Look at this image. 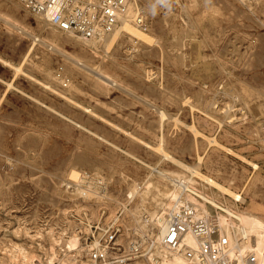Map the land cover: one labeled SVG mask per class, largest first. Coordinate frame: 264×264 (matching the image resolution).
<instances>
[{
  "label": "rangeland",
  "instance_id": "obj_1",
  "mask_svg": "<svg viewBox=\"0 0 264 264\" xmlns=\"http://www.w3.org/2000/svg\"><path fill=\"white\" fill-rule=\"evenodd\" d=\"M151 1H152V3H151ZM156 1H158V3ZM165 1H163V0H161V1H159V0H155V1L154 0H148V3H145L144 0H139L140 6L143 8V11L144 10L146 11V12L144 11V13L149 14V15H146L144 18V19H146L145 20V27L147 26V28L152 30V35H154L155 37L158 36V38H161V42H162L161 44H162L163 48L165 47L164 48V51L166 53L165 58L163 60H161L160 56L155 52L154 49L151 50L152 48H149L148 45L140 43L141 45L139 44V46L141 49V53H140L139 57L137 58V60L135 62H130L128 64L124 63V65L125 64H126V66L128 65L127 69H123L124 71H122V69H121L118 77L120 78V80H122V82L125 85L129 86L131 89L136 91V93L147 96L149 99H151L153 102H155L158 106L162 107L165 111H167L172 117L176 116L175 118H177V119L179 118L178 120L184 124H187V125L195 124L197 127L198 126L201 127L200 129L203 131V133L205 134V132H207L206 134L208 136H211L213 134V136L217 139V141L219 143H221L224 147L218 148L216 146H211L208 142L206 144V141L202 140L199 137L197 139V142H198L200 152L202 153L203 150L206 149L208 155L211 154L212 158L217 160L218 168L220 171V172L218 171L217 174L219 173L218 177L220 180L224 179L223 181H228V179H230L231 181L229 183L232 182L230 188L233 189L234 191H237V192L242 190V191H240V193L243 192L241 195L243 196V198H245L247 200V203L250 204L251 202H253L255 204V206H257L260 209V212L264 213V209H263L264 208V198H263L264 197V192H263L264 191V183H263L264 182V148H262V147H264V143L261 144V142L257 141L258 138L261 136H262L261 137L262 139L264 138V132H263L264 131L263 130L264 129V127H263L264 126V110L262 109V108H264V100H263L264 99L263 98L264 97V93H263V91H264V25H263V23H264V19H263L264 18V7H263L264 6V0H260V1H258V0H246L244 2H241L240 0H238V1L228 0V2H224L227 0H219V1L218 0H214V1L213 0H179V1H177V0H173V1L172 0H165ZM215 1H217V2H215ZM179 2L181 4H185L186 2H189V4L192 5L193 9L191 8L190 14H191L192 20L194 21L195 25L198 27L199 30L198 29L196 31L191 30L192 24H190V22H188V20H186L187 19L186 16L184 18V15H182L181 10H180L181 4H179ZM249 2H250V5H252V6L249 5ZM208 3L212 4L211 7H214V8H212L214 10L211 9L212 13L211 12L207 13L206 16L203 18L202 13H203L204 7L209 5ZM245 3H246V5H245ZM251 3H253V4H251ZM146 4H148V5H146ZM226 4L229 6L231 4V6L233 8L231 6L228 7ZM160 5H161V7H160ZM223 5H225V6H223ZM241 5H244L245 7L241 6ZM248 5H249V9H248ZM215 8H216V10H215ZM226 8H227V11L225 12ZM195 9H196V11H195ZM235 9H236V11H235ZM250 9H252L253 12ZM175 10H177V11H175ZM147 11H149V12H147ZM165 12L166 13L168 12V13L166 14ZM177 12H179V14ZM230 12H231V14H230ZM0 13L7 14V15L15 18L16 20L21 22L26 28L34 31V34L42 35L44 33L45 29L42 30V27L44 26L43 25L44 22L42 20L37 19L36 17H33L32 15H30L22 6L20 0H0ZM215 13H216V15H215ZM155 14H157V15H155ZM233 14L235 15V17H233ZM245 14H248V15L245 16ZM165 15L166 16L169 15V17L166 18ZM174 15L177 17L176 18L173 17ZM194 16L196 17V19ZM219 16L222 17L223 20H221V18ZM231 16H232V18H231ZM217 17H218V19H217ZM224 17H225V19H227V20L229 19V20L228 21L225 20ZM247 17L249 18V21H248ZM178 18H179V20H178ZM236 18H238V19H236ZM150 19H151V21H150ZM219 19L221 20V22L219 21ZM197 20H199V21H197ZM232 20L233 21L235 20V21L232 22ZM242 20H244V21H242ZM175 21H177V22L175 23ZM226 21H227V23H226ZM209 22H210V24H208ZM215 22H216V24H215ZM224 22H225V24H224ZM149 23L150 24L152 23L151 27H150ZM211 23H212V25H211ZM240 23H242V24H240ZM254 23H256V25ZM228 24H232L235 27L233 26L234 27L233 28L231 25H228ZM169 25H171V26H169ZM249 25H250V27H249ZM173 26L175 29H173ZM211 26H213V27H211ZM1 27H2V29H0V57L3 59L7 58L6 59L7 61L18 65L23 60L24 55L27 53V51L31 45L32 39H29L30 37L26 34H20L19 32L8 28V26L6 27V24L2 21H0V28ZM48 27L49 26L46 25L45 28L48 29ZM227 27H229V28H227ZM205 28H207V29H205ZM180 32L181 33L183 32V33L180 34ZM219 32L221 34L222 33L223 34L221 35ZM187 33H188V35H187ZM193 33L196 35H194ZM207 33L210 34V36H207L208 35ZM205 34H206V36H205ZM22 35H23V37H22ZM177 35H179V36H177ZM189 36H191L192 38ZM221 37H223V38H221ZM210 38L214 41V43ZM237 38H239L240 40ZM172 40H174V41H172ZM179 40L181 43L179 42ZM205 40H207V41L209 40V42H207V41L205 42ZM244 41H245V43H244ZM170 42L174 43V44H171ZM185 43L187 46L185 45ZM192 43H193V45H192ZM205 43H206V46H204ZM179 45L181 46V49L183 51L181 49H178V48H180ZM249 45H251V46H249ZM202 46H204V47H202ZM40 47H41L40 45H36L35 46L36 49H34L31 52V54L29 55V62L30 63L28 62L29 64L26 63L23 66V68L26 72L36 76L37 78H39L43 81H47L52 86L53 89H56V91L64 92L69 97H71L73 100L81 103L82 105H84L86 107H89L90 109L94 110L95 112L104 116L105 118L113 120L114 122L120 124L121 126H123L124 128H126L130 131H133V132L135 131L134 133L145 137L147 140L149 139V141H152L153 143H154V141L155 142L157 141V136L160 135V131H159V127L157 125V115L154 112H152L150 109L144 107L141 103L136 101L131 96L128 97V95L123 94L121 92H118L116 89H113L106 94V91L104 92L100 89H96L93 86L91 81L83 79L82 77H79L76 79L72 78L73 84L78 89L73 90V91H68L69 89L67 87V82L65 83L66 84L65 85V84L57 82V81H55L49 77H46L47 76V75H45L46 73H44L41 70H37L32 66L31 61H33L35 63L42 62L44 64V67L47 66L46 70L50 74H55L56 71H58L60 69V67L63 66V59L60 56H57L54 53H50L51 51H48L47 49H45L43 47L40 48ZM67 47L69 50H72V45H69ZM176 47H178V48H176ZM183 47H185V48H183ZM186 47H187V49H186ZM236 48H237V50H236ZM169 50L171 51L172 54L168 53V52H170ZM178 51H179V53H178ZM184 52L186 55H184ZM244 53H245V55H243ZM150 54H152V55L150 56ZM179 54H181V56H179ZM236 54H239V55H236ZM187 56H188V58H187ZM176 57L178 59H176ZM202 57H203V59H201ZM207 57H209V58H207ZM227 57H229V58H227ZM213 58H215V59H213ZM182 59H183V61H182ZM238 59H239V61H238ZM213 60H214V62H213ZM119 61H121V59H119ZM175 61H178L181 66L178 65L177 62H176V64H177L176 65ZM185 61H186V63H184ZM220 61H221V63H220ZM121 62H123V61H121ZM236 62H238V63H236ZM204 63L205 64L207 63V64L205 65ZM227 64H228V67H227ZM168 65H170V66H168ZM140 66H142L141 68H143L144 70L141 69ZM163 66H165V67H163ZM195 66H196V68H195ZM230 66H231V68H230ZM146 68H148V69H146ZM185 68H186V70H185ZM187 68H189V69H187ZM219 68L221 69V71L219 70ZM179 69L183 73L180 72ZM197 69H198V72H197ZM205 69L207 72L205 71ZM10 70H12L13 73ZM136 70L138 72H136ZM146 71L150 72V78L145 76L144 72H146ZM155 71L157 72V74ZM164 72H166V73H164ZM184 72H186V73H184ZM213 72H215V73H213ZM193 73H195V74H193ZM20 74H21V76H20ZM211 75H212V77H211ZM12 76H14V77H12ZM177 78H178V80H177ZM194 78H196V79L194 80ZM49 79H51V80H49ZM180 79H182V81ZM202 79L204 80L205 83L202 81ZM236 79H238V80H236ZM154 80L156 83L154 82ZM185 80H187V82ZM9 82H12L11 87H8ZM242 83L244 85H242ZM206 84L209 86H207ZM58 85H60V86H58ZM158 86L163 88V91L166 92L165 95H163V93L161 94ZM244 87H245V89H242ZM205 88H207V89L209 88V89L207 90ZM228 88L229 89L233 88V89L228 90ZM13 89H15V90H13ZM225 90H227V91H225ZM244 90H246V91H244ZM250 91H251V93H250ZM78 93H79V95H77ZM201 93H204V94H201ZM236 93H237V95H236ZM245 93L247 96L244 95ZM54 94L55 93L52 90L45 89V88L43 90L42 86L38 85L37 83H34V81L28 79L22 73H18V75L15 76L14 70L8 66H5L0 61V168H1L0 169V188H1L0 189V196H1L0 197V224H1L0 225V264H13V263L14 264H51V263L52 264H86L87 263V257H88L86 243L89 244L90 241L92 240V234L99 231V229L98 230L97 229L95 230L94 228L91 229L90 226L92 224L96 226V224L98 223V221L100 219V215H101V212L103 209H107L110 214H113L117 210L121 209L120 205H118L119 203H115V202L119 201V202L124 203V201H125L121 191L119 192L121 194L115 193V196H113L112 201L107 200V202H106V200L105 201L100 200V198H98L96 195L90 196L89 197L90 199L89 198H87V199L83 198L80 195L79 196L75 195L73 192H71L73 187H70V183L68 184V186L67 185L65 186V184L68 183L67 182L68 180H66V178L63 177L62 175L69 166L76 165L78 168H80L79 171L82 170L81 171V172H83L82 174L87 175L88 179L86 180L87 183L85 182L86 186L82 185V184L81 185L84 188L87 187L88 189L91 190L92 187L95 186L94 184L96 183L94 180H96V179L98 180L96 175H94L97 168H100L101 170H103L102 173L106 177L108 170H109V167L111 165L116 167L119 164H121L122 162H125L126 160H129V159H126L125 155L123 156L122 153L119 152L117 149L112 148L111 146H109L107 144L105 145V143H103L100 139L93 136L92 134H90L86 130H84V129L82 130V128L80 129V127L78 125H75V122L82 125V126L85 125L84 127H86L88 130L95 132L100 136L107 137L108 139H110L111 141H113L115 143L123 142V140H124V139H122V136L119 133H116L115 131H112V130L106 128L104 126V124L101 121H99L98 119L88 115L87 113H84L81 110H78V108L76 106H74L73 104H70L68 101H66V100L60 98L59 96H57L56 94L55 95ZM103 94H105V95L103 96ZM241 94L243 96H241ZM195 95L196 96L198 95V96L196 97ZM182 96L183 97L187 96L189 98L192 97L191 100H193L196 103V105L200 109H202V111H204L206 113L211 112L212 114H210V113L209 114L211 116H214L213 118H215V119L217 118L219 121L223 120L226 117L224 112L228 111L229 107H231L232 109L228 113V116L231 119H227V121H225L228 124L227 125L228 127L227 128L225 127L224 129H221L222 131H217L216 133L214 132L216 130V124L211 123V125H207L206 128H204L205 126L200 125L201 121L197 120V119H199V115L197 112H192L191 109L189 108V106H187V105H181L182 103L179 104V102H181V100H182L180 97H182ZM237 96L243 97L246 100L248 99L247 100L248 105L250 108L252 107L250 109L251 112L250 111L246 112L245 118H247V119H245L243 122H242L243 118L241 117L242 115L240 112V109L243 108V106L240 105V103H242V100L238 99ZM257 96H259V97H257ZM171 97H173V98H171ZM177 97H178V99H176ZM209 97H211L212 99H210ZM227 97H228V99H227ZM256 98H257V100H256ZM173 99H175V100H173ZM166 100H167V102H166ZM239 100H240V102H238ZM137 102H138V104H137ZM161 102H163V103H161ZM213 102L216 103V105H214ZM211 103H213V104H211ZM260 103L262 105H260ZM118 104H120V105H118ZM135 104H136V106H134ZM205 104H206V106H205ZM126 107H128V108H126ZM259 107H261V108H259ZM108 108H111V109H108ZM2 109H3V111H2ZM121 109H123V110H121ZM147 109H148V111H147ZM252 109H253V112H252ZM108 110L112 111V112H109ZM113 110H114V112H113ZM130 111H132V112H130ZM256 111L257 112L259 111V112L257 113ZM172 113H173V115H172ZM117 114L120 116H118ZM153 114H155V115H153ZM62 115L66 116L67 118H69L73 122L71 123L69 120L65 119ZM256 115H257V117H256ZM233 116H235V117H233ZM66 120H67V122H66ZM141 120H143V121H141ZM248 120H249V122H248ZM252 120H254L255 123H254V121L251 122ZM139 124L142 126L144 131H142L138 128ZM231 124H232V126H231ZM238 124H239V127L237 126ZM241 124H243V125H241ZM246 125H247L248 129H245ZM257 125L259 127H261V126L263 127V128H261V132L259 133V136L252 134V132L253 133L255 132V129H256L255 127H258ZM166 126L164 129V134L166 137L167 146H169L167 148L170 150V152L175 153L179 158H182L186 163L194 164V162H196V155H195V151H194V149H195L194 146L196 144L195 137L192 135V133L190 131H188L189 129H187L183 124L177 123L175 120L170 121V123H168ZM241 126H243V127H241ZM16 127H17V129H16ZM74 127H75V129H74ZM183 127H184V129H183ZM213 127H214V129H213ZM234 127H235V129H233ZM56 128H57V130H56ZM35 130H37V131H35ZM53 130L54 131L56 130L55 131L56 133H54ZM66 130H68V131H66ZM239 130H243V132L239 131ZM32 131H33V133H32ZM69 131H71V132H69ZM36 132H37V134H36ZM225 133H227V134H225ZM236 133H238V134H236ZM222 134L226 135V136H223ZM234 134L238 135V136H235ZM248 134H250L251 136H249ZM51 136H53V137H51ZM152 136L155 139L152 138ZM46 137L49 140V142L46 139ZM251 137H253V138H251ZM50 139H52V141ZM81 141H83V142H81ZM43 142H45V144L46 143L47 144L45 145V144H43ZM90 143H92V144H90ZM256 143H257V146H255ZM48 145H49V147H48ZM124 146L126 148H137L138 152L141 153L142 155H145V156L147 155L148 157L150 156L148 159L147 158L145 159V161L147 163L154 165L157 161V157H155V155H153L152 153L147 154L146 149H144L143 147L142 148L138 147L137 145L130 143L129 141H125ZM252 146L254 147L253 149L251 148ZM209 147H210V149H209ZM95 148H97V149H95ZM105 148H107V149H105ZM226 148L231 149L235 153L229 154V152L226 151ZM184 149H186V150L183 151ZM218 149H220V150H218ZM84 150H86V151H84ZM212 150H215L216 152L214 151L212 153ZM23 151H25V152H23ZM28 152L30 155L28 154ZM87 154H89V155H87ZM223 155H224V157L226 156L227 158H224ZM238 156H240V157H238ZM84 157L87 159H85ZM11 159H12V161H11ZM30 159H32V160H30ZM129 161L131 162L132 160H129ZM247 161H253V163H256L259 166V169L254 170L251 166H249V163ZM31 162L32 163L34 162V163L32 164ZM73 162H75V163H73ZM10 163H11V165H10ZM84 163L86 165H84ZM33 165L36 167H34ZM88 165H90V166H88ZM136 165L139 166L141 172L147 171V169H145L139 163H136ZM101 166L103 167V169L101 168ZM242 172H243V174L241 175ZM105 173H106V175H105ZM255 174H257V175H255ZM229 175H231V176L229 177ZM257 180H259V181H257ZM1 181H2V183H1ZM88 181H90V182H88ZM88 183H90V184H88ZM62 184L64 186H62ZM255 184H257V185H255ZM123 185L124 184H122V186ZM245 186H246V188L244 189ZM61 187H62V189H61ZM250 192L253 193L254 195L251 194ZM67 193H69V194H67ZM60 196L64 199H62ZM69 197L73 198V200L71 198H70L71 199L70 200ZM95 198L97 201L95 200ZM87 202H88V204H87ZM256 202H258V203H256ZM79 204H80V206H79ZM115 204H116V206H115ZM88 205H90V206H88ZM259 205H262V206L259 207ZM95 206H97V207H95ZM90 207H91V209H90ZM243 207H246V205H243ZM86 212H87V218L84 217V213H86ZM123 219L125 220V215H124ZM124 224H125V221H123V225ZM128 227L130 228V230L134 228V226H131V225ZM131 227H133V228H131ZM129 237H131V233L128 229V233L125 234V238H124L125 243L129 242V239H130ZM53 240L56 243L53 242ZM79 249L81 250V253L80 252L78 253L77 250H79ZM55 252H56V254H55ZM32 253L34 254V258H33ZM25 256H26V258H25ZM28 256H29V258H28ZM15 258H16V260H15ZM80 259H81V261H80ZM136 262H134L132 264H135Z\"/></svg>",
  "mask_w": 264,
  "mask_h": 264
},
{
  "label": "bare ground",
  "instance_id": "obj_2",
  "mask_svg": "<svg viewBox=\"0 0 264 264\" xmlns=\"http://www.w3.org/2000/svg\"><path fill=\"white\" fill-rule=\"evenodd\" d=\"M155 1V0H154ZM161 1V0H159ZM165 1V0H163ZM173 1V0H172ZM179 1V0H177ZM214 1V0H213ZM212 1V2H213ZM219 1V0H218ZM233 1V0H232ZM238 1V0H236ZM241 2H244L246 0H240ZM260 1V0H258ZM145 3H148V0H144ZM158 3V1H156ZM166 2V1H165ZM164 2V3H165ZM175 2V1H174ZM182 2V1H181ZM217 2V1H215ZM224 2H228L224 1ZM230 2V1H229ZM262 2V1H261ZM152 3V1H151ZM214 3V2H213ZM232 3V2H231ZM179 4H181L179 2ZM209 4V3H208ZM215 4V3H214ZM238 4V3H237ZM248 4V3H247ZM253 4V3H251ZM258 4V3H257ZM142 5V4H141ZM148 5V4H146ZM155 5V4H154ZM158 5V4H157ZM167 5V4H166ZM218 5V4H217ZM222 5V4H221ZM227 5V4H226ZM246 5V3H245ZM250 5V2H249ZM248 5V9H249ZM164 6V5H163ZM212 4L207 5L204 7L202 17L204 18L207 13L211 12ZM220 6V5H219ZM218 6V7H219ZM225 6V5H223ZM228 7L230 6L227 5ZM239 6V5H238ZM244 6V5H241ZM240 6V7H241ZM252 6V5H250ZM161 7V5H160ZM232 7V6H231ZM245 7V6H244ZM264 7V6H263ZM22 8V7H21ZM20 8V9H21ZM155 8V7H154ZM179 8V7H178ZM192 8V5L189 4V2H186L185 4H181L180 10L182 15L187 17L186 20L192 24V29L196 31L198 27L195 25L194 21L192 20L190 10ZM198 8V7H197ZM233 8V7H232ZM175 9V8H174ZM193 9V8H192ZM212 9V10H211ZM220 9V8H219ZM222 9V8H221ZM256 9V8H255ZM147 10V9H146ZM160 10V9H159ZM198 10V9H197ZM216 10V8H215ZM247 10V9H246ZM252 11V9H250ZM142 13V17L145 18L146 15L143 11V8L140 6L139 0H130L128 2L127 8L125 9L124 13L120 17V21L114 26L111 32L109 33H101L97 36H94L90 39H83L74 35H70L68 33L61 32L51 26L47 23V21L42 20L44 22V26L42 27V30H44V33L42 35L34 34V31L26 28L21 22L16 20L15 18L0 13V21L4 22L6 24V27L19 32L20 34H26L32 39L31 45L27 51V53L24 55L23 60L20 62V64L16 65L13 64L6 59H3L0 57V61L5 65L10 67L14 70L15 76L18 75V73H22L24 76H26L28 79L34 81V83H37L38 85L43 87L45 89L52 90L57 96L60 98L68 101L70 104H73L78 108V110L83 111L84 113H87L88 115L98 119L101 121L104 126L112 131H115L116 133H119L122 136L123 142L115 143L108 139L107 137L100 136L95 132H92L88 130L86 127L78 124L75 122V125H78L80 129L86 130L93 136L100 139L105 145H109L112 148L117 149L119 152L122 153V155L126 157V159L132 160L131 162L129 160H126L125 162H122L118 166H110L108 173L106 177L102 173L103 170L100 168H97L95 171L96 177L98 180L103 183L106 187V193L104 195H97L96 193L92 192L90 189L84 188L83 182L80 178L81 174L83 172L79 171L80 168H78L76 165L69 166L65 172L63 173V177L68 180L65 184V186L69 184V181L73 182V188L71 192H73L75 195H80L83 198H89L90 196H97L100 198V200H103L107 202V200L112 201L113 196H115V193L122 192V195L125 199L124 203L122 202H115L119 203L121 210L124 212L125 215V229L128 233V229L130 228L128 226H140L141 229L144 231H150V236L153 242V246L150 249L148 255L139 261H135V264H215L211 259L210 256L207 254H204V250L202 247V244H204L205 241L211 240L212 245L215 250H217L220 255H222L224 259V264H264V213L260 212V209L255 206L253 202L250 204L247 203V200L243 198L240 193L237 191H234L230 188L231 183H229L231 180L228 179V181L220 180L218 177L217 172L219 171L218 168V162L216 159L212 158V155H208L206 149L203 150V152H200L197 139L200 137L202 140L206 141L211 146L216 147H224L221 143L217 141V139L213 136H208L205 132L200 129L201 127H197L195 124H184L181 121H179L177 118L172 117L167 111H165L162 107L158 106L155 102H153L151 99H149L147 96L141 95L139 93H136L133 89H131L129 86L125 85L122 80H120L119 73L122 69H127L126 64L124 63H130L135 62L137 58L139 57L141 53V49L139 44H145L148 45L149 48H152L151 50H155V52L160 56V59L163 60L165 58V51L162 46L161 38H158V36L152 35V30L147 28V26L141 27L137 24L136 15L138 12ZM166 11V10H165ZM170 11V10H169ZM177 11V10H175ZM196 11V9H195ZM201 11V10H200ZM218 11V10H217ZM216 11V12H217ZM227 11V8L225 12ZM236 11V9H235ZM255 11V10H254ZM146 12V11H145ZM149 12V11H147ZM180 12V11H179ZM179 12H177L179 14ZM193 12V11H192ZM215 12V11H214ZM221 12V11H220ZM223 12V11H222ZM224 12V13H225ZM249 12V11H248ZM253 12V11H252ZM26 13V12H25ZM166 13V12H165ZM168 13V12H167ZM166 13V14H167ZM171 13V12H170ZM169 13V14H170ZM212 13V12H211ZM219 13V12H218ZM217 13V14H218ZM229 13V12H228ZM235 13V12H234ZM246 13V12H245ZM173 14V13H172ZM231 14V12H230ZM229 14V15H230ZM236 14V13H235ZM154 15V14H153ZM157 15V14H155ZM162 15V14H161ZM216 15V13H215ZM239 15V14H238ZM248 14H245L247 16ZM255 15V14H254ZM26 16V15H25ZM172 16V15H171ZM179 16V15H178ZM200 16V15H199ZM221 16V15H220ZM219 16V17H220ZM225 16V15H224ZM244 16V17H245ZM257 16V15H256ZM150 17V16H149ZM166 18L169 17L165 15ZM164 17V18H165ZM177 17V16H173ZM195 17V16H194ZM230 17V16H229ZM228 17V18H229ZM233 17L235 15L233 14ZM241 17V16H240ZM156 18V17H155ZM183 18V19H184ZM221 20L222 17H220ZM232 18V16H231ZM242 18V17H241ZM248 18V17H247ZM39 19V18H37ZM172 19V18H171ZM174 19V18H173ZM196 19V17H195ZM200 19V18H199ZM218 19V17H217ZM225 19V17H224ZM234 19V18H233ZM238 19V18H236ZM235 19V20H236ZM264 19V18H263ZM146 20V19H144ZM154 20V19H153ZM162 20V19H161ZM179 20V18H178ZM182 20V19H181ZM204 20V19H203ZM202 20V21H203ZM211 20V19H210ZM219 19V21L221 22ZM227 20V19H225ZM229 20V19H228ZM227 20V21H228ZM234 20V21H235ZM251 20V19H250ZM151 21V19H150ZM169 21V20H168ZM199 21V20H197ZM226 21V23H227ZM232 20V22H234ZM244 21V20H242ZM249 21V18H248ZM177 21H175L176 23ZM185 22V21H184ZM207 22V21H206ZM212 22V21H211ZM223 22V21H222ZM238 22V21H237ZM251 22V21H250ZM39 23V22H38ZM165 23V22H164ZM174 23V22H173ZM236 23V22H235ZM244 23V22H243ZM248 23V22H247ZM150 24V23H149ZM152 24V23H151ZM150 24V27H151ZM210 24V22L208 23ZM216 24V22H215ZM222 24V23H221ZM225 24V22H224ZM233 24V23H232ZM231 25L232 27L234 25ZM242 24V23H240ZM256 25V23H254ZM40 25V24H39ZM46 25H48V29L45 28ZM147 25V24H146ZM172 25V24H171ZM169 25V26H171ZM174 25V24H173ZM180 25V24H179ZM198 25V24H197ZM212 25V23H211ZM227 25V26H228ZM253 25V24H252ZM264 25V23H263ZM5 26V25H4ZM210 26V25H209ZM179 27V26H178ZM190 27V26H189ZM208 27V26H207ZM213 27V26H211ZM221 27V26H220ZM235 27V26H234ZM233 27V28H234ZM237 27V26H236ZM250 27V25H249ZM41 28V27H40ZM39 28V29H40ZM185 28V27H184ZM216 28V27H215ZM219 28V27H218ZM229 28V27H227ZM261 28V27H260ZM2 29V27L0 28ZM171 29V28H170ZM173 29L174 26H173ZM172 29V30H173ZM201 29V28H200ZM207 29V28H205ZM221 29V28H220ZM186 30V29H185ZM199 30V29H198ZM203 30V29H202ZM201 30V31H202ZM210 30V29H209ZM208 30V31H209ZM216 30V29H215ZM219 30V29H218ZM217 30V31H218ZM222 30V29H221ZM176 31V30H175ZM214 31V30H213ZM220 31V30H219ZM223 31V30H222ZM221 31V32H222ZM16 32V33H17ZM169 32V31H168ZM178 32V31H177ZM176 32V33H177ZM190 32V31H189ZM200 32V31H199ZM205 32V31H204ZM210 32V31H209ZM225 32V31H224ZM183 33V32H182ZM180 32V34H182ZM191 33V32H190ZM217 33V32H216ZM220 33V32H219ZM227 33V32H226ZM171 34V33H170ZM185 34V33H184ZM194 34V33H193ZM198 34V33H197ZM208 34V33H207ZM221 34V33H220ZM219 34V35H220ZM223 34V33H222ZM221 34V35H222ZM188 35V33H187ZM196 35V34H194ZM254 35V34H253ZM179 36V35H177ZM181 36V35H180ZM199 36V35H198ZM206 36V34H205ZM204 36V37H205ZM207 36H210L208 34ZM245 36V35H244ZM23 37V35H22ZM25 37V36H24ZM172 37V36H171ZM176 37V36H175ZM174 37V38H175ZM191 37V36H189ZM194 37V36H193ZM212 37V36H211ZM248 37V36H247ZM166 38V37H165ZM192 38V37H191ZM208 38V37H207ZM215 38V37H214ZM223 38V37H221ZM236 38V37H235ZM251 38V37H250ZM182 39V38H181ZM180 39V40H181ZM186 39V38H185ZM196 39V38H195ZM199 39V38H198ZM203 39V38H202ZM211 39V38H210ZM218 39V38H217ZM216 39V40H217ZM239 39V38H237ZM253 39V38H252ZM168 40V39H167ZM178 40V39H177ZM179 40V42H180ZM201 40V39H200ZM212 40V39H211ZM240 40V39H239ZM248 40V39H247ZM255 40V39H254ZM166 41V40H165ZM174 41V40H172ZM184 41V40H183ZM190 41V40H189ZM207 40H205L206 42ZM213 41V40H212ZM211 41V42H212ZM232 41V40H231ZM234 41V40H233ZM249 41V40H248ZM209 42V40L207 41ZM219 42V41H218ZM166 43V42H165ZM171 43V42H170ZM181 43V42H180ZM201 43V42H200ZM214 43V41H213ZM245 43V41H244ZM258 43V42H257ZM256 43V44H257ZM140 44V45H141ZM174 44V43H171ZM212 44V43H211ZM210 44V45H211ZM235 44V43H234ZM40 45L41 47L47 49L48 51H51L50 53H54L57 56H60L63 59V66L60 67L58 71H56L55 74H50L47 72V66L44 67V64L42 62L35 63L31 61L32 66L37 69L41 70L46 77H49L57 82H60L62 84H65L67 82L68 91L77 90L78 88L73 84L72 78L76 79L79 77H82L83 79L89 80L92 82L93 86L96 89H100L102 91H106V94L116 89L118 92H121L123 94H126L134 98L136 101L141 103L144 107L150 109L152 112H154L157 115V125L159 127L160 135L157 136V141L154 143L152 141L147 140L145 137L134 133L133 131H130L120 124L114 122L111 119L105 118L104 116L98 114L94 110L90 109L89 107H86L82 105L81 103L73 100L71 97H69L64 92L56 91V89H53L52 86L47 82L43 81L36 76L26 72L23 68V66L29 62V55L31 52L36 49L35 46ZM72 45V50H69L67 46ZM186 45V43H185ZM193 45V43H192ZM204 45V44H203ZM215 45V44H214ZM213 45V46H214ZM219 45V44H218ZM253 45V44H252ZM147 46V47H148ZM172 46V45H171ZM170 46V47H171ZM180 46V45H179ZM178 46V47H179ZM187 46V45H186ZM201 46V45H200ZM206 46V43L205 45ZM202 46V47H204ZM217 46V45H216ZM234 46V45H233ZM251 46V45H249ZM40 47V48H41ZM176 47V48H178ZM191 47V46H190ZM215 47V46H214ZM185 48V47H183ZM241 48V47H240ZM181 49V46L180 48ZM187 49V47H186ZM215 49V48H214ZM171 50V49H170ZM169 50V51H170ZM173 50V49H172ZM182 50V49H181ZM185 50V49H184ZM237 50V48H236ZM247 50V49H246ZM258 50V49H257ZM183 51V50H182ZM233 52V51H232ZM143 53V52H142ZM170 54V52H168ZM179 53V51H178ZM217 53V52H216ZM250 53V52H249ZM42 54V53H41ZM215 54V53H214ZM248 54V53H247ZM43 55V54H42ZM152 54H150L151 56ZM175 55V54H174ZM184 55L185 52H184ZM239 55V54H236ZM245 55V53L243 54ZM44 56V55H43ZM170 56V55H169ZM181 56V54H179ZM201 56V55H200ZM221 56V55H220ZM225 56V55H224ZM230 56V55H229ZM3 57V56H2ZM37 57V56H36ZM172 57V56H171ZM183 57V56H182ZM192 57V56H191ZM232 57V56H231ZM235 57V56H234ZM243 57V56H242ZM170 58V57H169ZM188 58V56H187ZM193 58V57H192ZM209 58V57H207ZM229 58V57H227ZM61 59V60H62ZM121 59V61H119ZM146 59V58H145ZM151 59V58H150ZM176 59H178L176 57ZM184 59V58H183ZM182 59V61H183ZM186 59V58H185ZM203 59V57L201 58ZM206 59V58H205ZM215 59V58H213ZM219 59V58H218ZM240 59V58H239ZM238 59V61H239ZM248 59V58H247ZM158 60V59H157ZM188 60V59H187ZM196 60V59H195ZM200 60V59H199ZM241 60V59H240ZM43 61V60H42ZM181 61V62H182ZM203 61V60H202ZM227 61V60H226ZM244 61V60H243ZM140 62V61H139ZM161 62V61H160ZM173 62V61H172ZM179 64L178 61H175ZM212 62V61H211ZM214 62V60H213ZM250 62V61H249ZM252 62V61H251ZM30 63V62H29ZM28 63V64H29ZM149 63V62H148ZM166 63V62H165ZM164 63V64H165ZM186 63V61L184 62ZM200 63V62H199ZM221 63V61H220ZM229 63V62H228ZM238 63V62H236ZM235 63V64H236ZM27 64V65H28ZM191 64V63H190ZM193 64V63H192ZM197 64V63H196ZM205 64V63H204ZM207 64V63H206ZM205 64V65H206ZM215 64V63H214ZM213 64V65H214ZM217 64V63H216ZM240 64V63H239ZM137 65V64H136ZM143 65V64H142ZM153 65V64H152ZM157 65V64H156ZM174 65V64H173ZM177 65V64H176ZM175 65V66H176ZM210 65V64H209ZM220 65V64H219ZM260 65V64H259ZM29 66V65H28ZM49 66V65H48ZM54 66V65H53ZM139 66V65H138ZM154 66V65H153ZM152 66V67H153ZM170 66V65H168ZM181 66V65H180ZM197 66V65H196ZM195 66V68H196ZM4 67V66H3ZM52 67V66H51ZM134 67V66H133ZM142 66H140L141 68ZM155 67V66H154ZM165 67V66H163ZM179 67V66H178ZM177 67V68H178ZM202 67V66H201ZM205 67V66H204ZM207 67V66H206ZM211 67V66H210ZM215 67V66H214ZM226 67V66H225ZM228 67V64H227ZM238 67V66H237ZM139 68V67H138ZM190 68V67H189ZM187 68V69H189ZM194 68V69H195ZM231 68V66H230ZM229 68V69H230ZM34 69V70H35ZM143 69V68H141ZM148 69V68H146ZM150 69V68H149ZM159 69V68H158ZM168 69V68H167ZM191 69V68H190ZM203 69V68H202ZM208 69V68H207ZM210 69V68H209ZM214 69V68H213ZM223 69V68H222ZM250 69V68H249ZM9 70V69H8ZM49 70V69H48ZM129 70V69H128ZM132 70V69H131ZM134 70V69H133ZM144 70V69H143ZM163 70V69H162ZM169 70V69H168ZM180 70V69H179ZM186 70V68H185ZM200 70V69H199ZM221 71V69L219 68ZM12 71V70H10ZM127 71V70H126ZM130 71V70H129ZM152 71V70H151ZM157 71V70H156ZM155 71V72H156ZM206 71V69H205ZM210 71V70H209ZM217 71V70H216ZM231 71V70H230ZM249 71V70H248ZM128 72V71H127ZM136 72H138L136 70ZM180 72H182L180 70ZM194 72V71H193ZM196 72V71H195ZM198 72V69H197ZM207 72V71H206ZM13 73V71H12ZM145 76L150 78V72L146 71L144 72ZM166 73V72H164ZM168 73V72H167ZM183 73V72H182ZM186 73V72H184ZM215 73V72H213ZM229 73V72H228ZM42 74V73H41ZM157 74V72H156ZM195 74V73H193ZM199 74V73H198ZM232 74V73H231ZM144 75V74H143ZM185 75V74H184ZM197 75V74H196ZM21 76V74H20ZM144 76V77H145ZM160 76V75H159ZM174 76V75H173ZM194 76V75H193ZM230 76V75H229ZM232 76V75H231ZM14 77V76H12ZM143 77V78H144ZM172 77V76H171ZM170 77V78H171ZM197 77V76H196ZM208 77V76H207ZM212 77V75H211ZM193 78V77H192ZM228 78V77H227ZM49 79V80H51ZM137 79V78H136ZM155 79V78H154ZM196 78H194L195 80ZM209 79V78H208ZM12 80V79H11ZM144 80V79H143ZM174 80V79H173ZM176 80V79H175ZM178 80V78H177ZM182 81V79H180ZM198 80V79H197ZM211 80V79H210ZM223 80V79H222ZM238 80V79H236ZM3 81V80H2ZM138 81V80H137ZM142 81V80H141ZM151 81V80H150ZM187 82V80H185ZM191 81V80H190ZM204 82V80L202 79ZM208 81V80H207ZM221 81V80H220ZM226 81V80H225ZM235 81V80H234ZM56 82V83H57ZM79 82V81H78ZM155 82V80H154ZM158 82V81H157ZM160 82V81H159ZM173 82V81H172ZM197 82V81H196ZM199 82V81H198ZM215 82V81H214ZM219 82V81H218ZM7 83V82H6ZM83 83V82H82ZM156 83V82H155ZM182 83V82H181ZM180 83V84H181ZM201 83V82H200ZM205 83V82H204ZM223 83V82H222ZM55 84V83H54ZM61 84V85H62ZM90 84V83H89ZM175 84V83H174ZM183 84V83H182ZM193 84V83H192ZM196 84V83H195ZM210 84V83H209ZM221 84V83H220ZM225 84V83H224ZM230 84V83H229ZM235 84V83H234ZM66 85V84H65ZM82 85V84H81ZM85 85V84H84ZM150 85V84H149ZM153 85V84H152ZM176 85V84H175ZM207 85V84H206ZM218 85V84H217ZM241 85V84H240ZM242 85H244L242 83ZM241 85V86H242ZM5 86V85H4ZM7 86V85H6ZM12 86V82L8 83V87ZM60 86V85H58ZM163 86V85H162ZM198 86V85H197ZM209 86V85H207ZM225 86V85H224ZM246 86V85H245ZM248 86V85H247ZM66 87V88H67ZM132 87V86H131ZM159 87V86H158ZM177 87V86H176ZM200 87V86H199ZM219 87V86H218ZM226 87V86H225ZM235 87V86H234ZM6 88V87H5ZM41 88V87H40ZM91 88V87H90ZM156 88V87H155ZM212 88V87H211ZM215 88V87H214ZM213 88V89H214ZM247 88V87H246ZM159 91L161 94L165 95L166 92L163 91V88L159 87ZM182 89V88H181ZM188 89V88H187ZM202 89V88H201ZM207 89V88H205ZM209 89V88H208ZM207 89V90H208ZM217 89V88H216ZM223 89V88H222ZM226 89V88H225ZM233 89V88H232ZM229 89L228 90H232ZM235 89V88H234ZM240 89V88H239ZM242 89H245L242 88ZM250 89V88H249ZM252 89V88H251ZM15 90V89H13ZM99 90V91H100ZM206 90V91H207ZM218 90V89H217ZM247 90V89H246ZM244 90V91H246ZM253 90V89H252ZM251 90V91H252ZM261 90V89H260ZM18 91V90H17ZM16 91V92H17ZM97 91V90H96ZM211 91V90H210ZM214 91V90H213ZM223 91V90H222ZM227 91V90H225ZM236 91V90H235ZM250 91V93H251ZM254 91V90H253ZM49 92V91H48ZM98 92V91H97ZM145 92V91H144ZM174 92V91H173ZM201 92V91H200ZM203 92V91H202ZM212 92V91H211ZM217 92V91H216ZM215 92V93H216ZM229 92V91H228ZM24 93V92H23ZM77 93V92H76ZM190 93V92H189ZM208 93V92H207ZM231 93V92H230ZM238 93V92H237ZM236 93V95H237ZM240 93V92H239ZM248 93V92H247ZM256 93V92H255ZM254 93V94H255ZM264 93V91H263ZM3 94V93H2ZM54 94V95H55ZM98 94V93H97ZM170 94V93H169ZM168 94V95H169ZM204 94V93H201ZM213 94V93H212ZM211 94V95H212ZM228 94V93H227ZM232 94V93H231ZM234 94V93H233ZM26 95V94H25ZM44 95V94H43ZM71 95V94H70ZM76 95V94H75ZM79 95V93L77 94ZM105 94H103L104 96ZM207 95V94H206ZM219 95V94H218ZM245 96L246 93L244 94ZM83 96V95H82ZM87 96V95H86ZM170 96V95H169ZM196 96V95H195ZM198 96V95H197ZM196 96V97H197ZM241 96H243L241 94ZM244 96V97H245ZM254 96V95H253ZM252 96V97H253ZM39 97V96H38ZM183 97V96H182ZM180 97L182 100L180 103L181 105H187L191 109L192 112H197L199 115V119L201 121L202 126L211 125V123L216 124V130L222 131L221 129L227 128L228 124L225 122L227 119H231L228 116V113L231 111V107H229L228 111H225V118L223 120H218L217 118H213L214 116H211V112L206 113L200 109L196 103L191 100V98L184 96L183 98ZM212 97V96H211ZM209 97L210 99H212ZM214 97V96H213ZM259 97V96H257ZM29 98V97H28ZM44 98V97H43ZM50 98V97H49ZM107 98V97H106ZM173 98V97H171ZM170 98V99H171ZM175 98V97H174ZM194 98V97H193ZM232 98V97H231ZM238 99L242 100V103L240 105L243 106L242 109H240L241 117L243 118L242 122L247 119L246 112L250 111L249 105H248V99H244L243 97L237 96ZM248 98V97H247ZM264 98V97H263ZM262 98V99H263ZM27 99V98H26ZM95 99V98H94ZM178 99V97L176 98ZM208 99V98H207ZM228 99V97H227ZM233 99V98H232ZM254 99V98H253ZM261 99V98H260ZM53 100V99H52ZM156 100V99H155ZM165 100V99H164ZM175 100V99H173ZM214 100V99H213ZM212 100V101H213ZM231 100V99H230ZM236 100V99H235ZM240 100L238 102H240ZM257 100V98H256ZM264 100V99H263ZM177 101V100H176ZM207 101V100H206ZM222 101V100H221ZM229 101V100H228ZM232 101V100H231ZM237 101V100H236ZM259 101V100H258ZM257 101V102H258ZM8 102V101H7ZM137 102V104H138ZM167 102V100H166ZM197 102V101H196ZM200 102V101H199ZM255 102V101H254ZM34 103V102H33ZM41 103V102H40ZM68 103V104H69ZM118 103V102H117ZM163 103V102H161ZM174 103V102H173ZM198 103V102H197ZM214 103V102H213ZM211 103V104H213ZM219 103V102H218ZM226 103V102H225ZM3 104V103H2ZM43 104V103H42ZM169 104V103H168ZM200 104V103H199ZM207 104V103H206ZM205 104V106H206ZM256 104V103H255ZM254 104V105H255ZM39 105V104H38ZM96 105V104H95ZM120 105V104H118ZM175 105V104H174ZM216 105V103H214ZM213 105V106H214ZM226 105V104H225ZM239 105V104H238ZM253 105V104H252ZM258 105V104H257ZM260 105H262L260 103ZM8 106V105H7ZM42 106V105H41ZM40 106V107H41ZM47 106V105H46ZM136 106V104L134 105ZM170 106V105H169ZM186 106V107H187ZM204 106V105H203ZM204 106V107H205ZM208 106V105H207ZM222 106V105H221ZM232 106V105H231ZM251 106V105H250ZM259 106V105H258ZM121 107V106H120ZM237 107V106H236ZM263 107V106H262ZM122 108V107H121ZM128 108V107H126ZM188 108V107H187ZM256 108V107H255ZM261 108V107H259ZM51 109V108H50ZM111 109V108H108ZM147 109V111H148ZM184 109V108H183ZM207 109V108H206ZM205 109V110H206ZM221 109V108H220ZM239 109V108H238ZM258 109V108H257ZM264 110V108H262ZM123 110V109H121ZM3 111V109H2ZM54 111V110H53ZM109 111V110H108ZM208 111V110H207ZM215 111V110H214ZM213 111V112H214ZM221 111V110H220ZM234 111V110H233ZM239 111V110H238ZM112 112V111H109ZM114 112V110H113ZM132 112V111H130ZM236 112V111H235ZM251 112V111H250ZM253 112V109H252ZM257 112V111H256ZM259 112V111H258ZM257 112V113H258ZM263 112V111H262ZM191 113V112H190ZM216 113V112H215ZM222 113V112H221ZM153 114V115H155ZM194 114V113H193ZM214 114V113H213ZM61 115V114H60ZM109 115V114H108ZM118 115V114H117ZM173 115V113H172ZM175 115V114H174ZM259 115V114H258ZM63 116V115H62ZM83 116V115H82ZM120 116V115H118ZM140 116V115H139ZM220 116V115H219ZM65 119L71 121L66 116H63ZM235 117V116H233ZM238 117V116H237ZM255 117V116H254ZM257 117V115H256ZM60 118V117H59ZM149 118V117H148ZM193 118V117H192ZM198 118V117H197ZM250 118V117H249ZM95 119V120H96ZM126 119V118H125ZM140 119V118H139ZM239 119V118H238ZM237 119V120H238ZM255 119V118H254ZM262 119V118H261ZM51 120V119H50ZM64 120V119H63ZM66 120V122H67ZM175 120L177 123L183 124L188 131L192 133V135L196 139L195 144V155H196V162L194 164L186 163L182 158H179L175 153L170 152V150L167 148V141L164 134L165 126L170 123V121ZM68 121V122H69ZM98 121V122H99ZM143 121V120H141ZM194 121V120H193ZM196 121V120H195ZM252 120L251 122H253ZM263 121V120H262ZM2 122V121H1ZM4 122V121H3ZM150 122V121H149ZM153 122V121H152ZM199 122V121H198ZM237 122V121H236ZM249 122V120H248ZM247 122V123H248ZM257 122V121H256ZM156 123V122H155ZM232 123V122H231ZM235 123V122H234ZM240 123V122H239ZM255 123V121H254ZM260 123V122H259ZM133 124V123H132ZM197 124V123H196ZM212 124V125H213ZM233 124V123H232ZM231 124V126H232ZM257 124V123H256ZM255 124V125H256ZM263 124V123H262ZM261 124V125H262ZM20 125V124H19ZM74 125V124H73ZM134 125V124H133ZM236 125V124H235ZM243 125V124H241ZM250 125V124H249ZM18 126V125H17ZM72 126V125H71ZM178 126V125H177ZM214 126V125H213ZM239 127V124L237 125ZM258 126V125H257ZM31 127V126H30ZM128 127V126H127ZM130 127V126H129ZM134 127V126H133ZM167 127V126H166ZM173 127V126H172ZM215 127V126H214ZM213 127V129H214ZM243 127V126H241ZM264 127V126H263ZM261 127H255V132L252 134H255L259 136V133L261 132ZM67 128V127H66ZM138 128L142 131L143 128L139 124ZM178 128V127H177ZM182 128V127H181ZM17 129V127H16ZM75 129V127H74ZM73 129V130H74ZM130 129V128H129ZM137 129V128H136ZM184 129V127H183ZM208 129V128H207ZM210 129V128H209ZM235 129V127L233 128ZM237 129V128H236ZM247 125H246V128ZM252 129V128H251ZM43 130V129H42ZM57 130V128H56ZM55 130V131H56ZM167 130V129H166ZM165 130V131H166ZM264 130V129H263ZM37 131V130H35ZM45 131V130H44ZM43 131V132H44ZM54 131V130H53ZM54 131V133H56ZM68 131V130H66ZM158 131V130H157ZM208 131V130H207ZM242 131L243 130H239ZM245 131V130H244ZM254 131V130H253ZM41 132V131H40ZM47 132V131H46ZM71 132V131H69ZM82 132V131H81ZM84 132V131H83ZM141 132V131H140ZM249 132V131H248ZM264 132V131H263ZM27 133V132H26ZM33 133V131H32ZM53 133V132H52ZM60 133V132H59ZM88 133V134H89ZM144 133V132H143ZM147 133V132H146ZM151 133V132H150ZM181 133V132H180ZM223 133V132H222ZM37 134V132H36ZM41 134V133H40ZM47 134V133H46ZM227 134V133H225ZM229 134V133H228ZM238 134V133H236ZM52 135V134H51ZM57 135V134H56ZM220 135V134H219ZM223 135V134H222ZM231 135V134H230ZM235 135V134H234ZM251 136L250 134H248ZM254 135V136H255ZM60 136V135H59ZM79 136V135H78ZM92 136V137H93ZM155 136V137H156ZM168 136V135H167ZM226 136V135H223ZM238 136V135H235ZM243 136V135H242ZM256 136V137H257ZM48 137V136H47ZM46 137V139H47ZM53 137V136H51ZM87 137V136H86ZM94 137V138H95ZM232 137V136H231ZM230 137V138H231ZM262 137V136H261ZM261 137L258 138L257 141L261 142V144L264 143V138ZM21 138V137H20ZM151 138V137H150ZM152 138H154L152 136ZM218 138V137H217ZM223 138V137H222ZM236 138V137H235ZM253 138V137H251ZM62 139V138H61ZM155 139V138H154ZM221 139V138H220ZM244 139V138H243ZM246 139V138H245ZM48 140V139H47ZM52 141V139H50ZM83 140V139H82ZM153 140V139H152ZM223 140V139H222ZM226 140V139H225ZM240 140V139H239ZM248 140V139H247ZM50 141V142H51ZM89 141V140H88ZM87 141V142H88ZM125 141H129L130 143H133L137 145L138 147H143L146 149L147 154L152 153L157 157V161L154 165L147 163L145 159L149 158L147 155H142L138 152L137 148H126L124 146ZM244 141V140H243ZM253 141V140H252ZM46 142V141H45ZM43 142V144H45ZM49 142V140H48ZM83 142V141H81ZM238 142V141H237ZM224 143V142H223ZM47 144V143H46ZM45 144V145H46ZM85 144V143H84ZM87 144V143H86ZM92 144V143H90ZM260 144V145H261ZM18 145V144H17ZM51 145V144H50ZM95 145V144H94ZM93 145V146H94ZM100 145V144H99ZM231 145V144H230ZM229 145V146H230ZM252 145V144H251ZM21 146V145H20ZM37 146V145H36ZM39 146V145H38ZM68 146V145H67ZM75 146V145H74ZM102 146V145H101ZM128 146V145H127ZM209 146V145H208ZM232 146V145H231ZM257 146V143L256 145ZM43 147V146H42ZM45 147V146H44ZM49 147V145H48ZM89 147V146H88ZM99 147V146H98ZM174 147V146H173ZM260 147V146H259ZM7 148V147H6ZM46 148V147H45ZM80 148V147H79ZM100 148V147H99ZM254 148L253 146L251 147ZM264 148V147H262ZM39 149V148H38ZM64 149V148H63ZM68 149V148H67ZM97 149V148H95ZM107 149V148H105ZM210 149V147H209ZM208 149V150H209ZM5 150V149H4ZM184 149L183 151H185ZM189 150V149H188ZM192 150V149H191ZM216 150V149H215ZM212 150V153L215 151ZM220 150V149H218ZM75 151V150H74ZM86 151V150H84ZM217 151V150H216ZM215 151V152H216ZM223 151V150H222ZM226 151L231 153L233 152L231 149H227ZM225 151V152H226ZM25 152V151H23ZM78 152V151H77ZM115 152V151H114ZM227 152V153H228ZM10 153V152H9ZM73 153V152H72ZM88 153V152H87ZM113 153V152H112ZM224 153V152H223ZM29 154V152H28ZM66 154V153H65ZM83 154V153H82ZM107 154V153H106ZM30 155V154H29ZM38 155V154H37ZM89 155V154H87ZM116 155V154H115ZM189 155V154H188ZM110 156V155H109ZM237 156V155H236ZM235 156V157H236ZM26 157V156H25ZM224 157V155H223ZM240 157V156H238ZM237 157V158H238ZM243 157V156H242ZM27 158V157H26ZM31 158V157H30ZM35 158V157H34ZM72 158V157H71ZM85 158V157H84ZM224 158H227L226 156ZM8 159V158H7ZM19 159V158H18ZM28 159V158H27ZM87 159V158H85ZM107 159V158H106ZM115 159V158H114ZM188 159V158H187ZM195 159V158H194ZM222 159V158H221ZM230 159V158H229ZM239 159V158H238ZM32 160V159H30ZM41 160V159H40ZM90 160V159H89ZM119 160V159H118ZM219 160V159H218ZM226 160V159H225ZM12 161V159H11ZM120 161V160H119ZM8 162V161H7ZM30 162V161H29ZM82 162V161H81ZM249 163V166H251L254 170H258L259 166L256 163H253V161H247ZM5 163V162H4ZM32 163V162H31ZM30 163V164H31ZM34 163V162H33ZM32 163V164H33ZM70 163V162H69ZM75 163V162H73ZM80 163V162H79ZM136 163H139L142 165L145 169H147L146 172H141L139 166L136 165ZM15 164V163H14ZM22 164V163H21ZM29 164V163H28ZM72 164V163H71ZM81 164V163H80ZM98 164V163H97ZM11 165V163H10ZM9 165V166H10ZM25 165V164H24ZM46 165V164H45ZM70 165V164H69ZM84 165H86L84 163ZM110 165V164H109ZM221 165V164H220ZM34 166V165H33ZM68 166V165H67ZM79 166V165H78ZM90 166V165H88ZM107 166V165H106ZM16 167V166H15ZM30 167V166H29ZM36 167V166H34ZM39 167V166H38ZM103 169V167L101 166ZM106 168V167H105ZM221 168V167H220ZM224 168V167H223ZM222 168V169H223ZM1 169V168H0ZM10 169V168H9ZM13 169V168H12ZM36 169V168H35ZM43 169V168H42ZM252 169V170H253ZM92 170V169H91ZM247 171V170H246ZM4 172V171H3ZM6 172V171H5ZM43 172V171H42ZM220 172V171H219ZM250 172V171H249ZM262 172V171H261ZM90 173V172H89ZM222 173V172H221ZM234 174V173H233ZM232 174V175H233ZM243 172L241 173V175ZM247 174V173H246ZM83 175V174H82ZM254 175V174H253ZM257 175V174H255ZM261 175V174H260ZM6 176V175H5ZM47 176V175H46ZM231 175H229L230 177ZM237 176V175H236ZM62 177V178H63ZM91 177V176H90ZM248 177V176H247ZM255 177V176H254ZM6 178V177H5ZM95 178V177H94ZM93 178V179H94ZM221 178V177H220ZM55 179V178H54ZM234 179V178H233ZM232 179V180H233ZM236 179V178H235ZM247 179V178H246ZM259 179V178H258ZM61 180V179H60ZM97 180V179H96ZM63 181V180H62ZM65 181V180H64ZM242 181V180H241ZM246 181V180H245ZM259 181V180H257ZM261 181V180H260ZM90 182V181H88ZM235 182V181H234ZM263 182V181H262ZM2 183V181H1ZM54 183V182H53ZM59 183V182H58ZM87 183V181H86ZM177 183L184 184V187L186 190H182L180 186L177 185ZM264 183V182H263ZM5 184V183H4ZM82 184V185H81ZM90 184V183H88ZM96 184V183H95ZM122 184H124L122 186ZM251 184V183H250ZM262 184V183H261ZM57 185V184H56ZM55 185V186H56ZM245 185V184H244ZM252 185V184H251ZM257 185V184H255ZM2 186V185H1ZM61 186V185H60ZM59 186V187H60ZM62 186H64L62 184ZM86 186V185H85ZM90 186V185H89ZM92 186V185H91ZM57 187V186H56ZM253 187V186H252ZM256 187V186H255ZM68 188V187H67ZM246 186L244 187V189ZM254 188V187H253ZM1 189V188H0ZM58 189V188H57ZM62 189V187H61ZM248 190V189H247ZM254 190V189H253ZM250 191V190H249ZM56 192V191H55ZM67 192V191H66ZM264 192V191H263ZM247 193V192H246ZM251 193V192H250ZM65 194V193H64ZM69 194V193H67ZM248 194V193H247ZM253 194V193H251ZM60 195V194H59ZM246 195V194H245ZM254 195V194H253ZM252 195V196H253ZM258 195V194H257ZM63 196V195H62ZM66 196V195H65ZM1 197V196H0ZM61 197V196H60ZM76 197V196H75ZM119 197V196H118ZM258 197V196H257ZM261 197V196H260ZM6 198V197H5ZM62 198V197H61ZM71 197H69L70 199ZM97 198V199H98ZM256 198V197H255ZM264 198V197H263ZM64 199V198H62ZM66 199V198H65ZM73 200V198H71ZM70 199V200H71ZM90 199V198H89ZM258 199V198H257ZM2 200V199H1ZM75 200V199H74ZM77 200V199H76ZM96 200V198H95ZM94 200V201H95ZM122 200V199H121ZM254 200V199H253ZM97 201V200H96ZM252 201V200H251ZM84 202V201H83ZM89 202V201H88ZM87 202V204H88ZM93 202V201H92ZM114 202V201H113ZM76 203V202H75ZM81 203V202H80ZM95 203V202H94ZM93 203V204H94ZM100 203V202H99ZM111 203V202H110ZM188 204V208L190 209L192 215V225L191 228L184 231V233L180 237V241L178 246L175 249H169L165 247L161 242V235L164 231L165 225H166V215L170 210H175L179 212L183 205ZM258 203V202H256ZM73 204V203H72ZM86 204V205H87ZM97 204V203H96ZM262 204V203H261ZM243 205H246V207H243ZM2 206V205H1ZM80 206V204H79ZM84 206V205H83ZM90 206V205H88ZM116 206V204H115ZM262 205H259V207ZM92 207V206H91ZM90 207V209H91ZM97 207V206H95ZM111 207V206H110ZM82 208V207H81ZM119 208V207H118ZM94 209V208H93ZM117 209V208H116ZM264 209V208H263ZM63 211V210H62ZM62 213V212H61ZM145 215V216H144ZM146 217V218H144ZM194 224L199 225V227H204L202 232H198V230H195V227H193ZM1 225V224H0ZM90 225V224H89ZM89 227V226H88ZM13 228V227H12ZM133 228V227H131ZM7 229V228H6ZM12 230V229H11ZM22 232V231H21ZM198 232V233H197ZM126 233V234H127ZM131 233V232H130ZM26 234V233H25ZM130 235V234H129ZM53 236V235H52ZM130 238V237H129ZM223 238H226L227 245H222L221 240ZM22 239V238H21ZM49 241V240H48ZM76 241V240H75ZM53 242H55L53 240ZM56 243V242H55ZM125 243V241H124ZM56 245V244H55ZM33 248V247H32ZM57 248V247H56ZM81 249V248H80ZM77 250L78 253H81V250ZM30 250V249H29ZM56 250V249H55ZM84 250V249H83ZM23 251V250H22ZM31 251V250H30ZM30 253V252H29ZM77 253V254H78ZM85 253V252H84ZM22 254V253H21ZM33 254V253H32ZM56 254V252H55ZM58 254V253H57ZM51 255V254H50ZM45 256V255H44ZM53 256V255H52ZM81 256V255H80ZM6 257V256H5ZM14 257V256H13ZM22 257V256H21ZM32 257V256H31ZM40 257V256H39ZM247 257L253 258L251 262L247 260ZM26 258V256H25ZM29 258V256H28ZM34 258V254H33ZM44 258V257H43ZM50 258V257H49ZM48 258V259H49ZM10 260V259H9ZM16 260V258H15ZM41 260V259H40ZM54 261V260H53ZM58 261V260H57ZM81 261V259H80ZM83 261V260H82ZM9 262V261H8ZM43 262V261H42ZM45 262V261H44ZM48 262V261H47ZM60 262V261H59ZM14 264V263H13ZM52 264V263H51Z\"/></svg>",
  "mask_w": 264,
  "mask_h": 264
},
{
  "label": "built area",
  "instance_id": "obj_3",
  "mask_svg": "<svg viewBox=\"0 0 264 264\" xmlns=\"http://www.w3.org/2000/svg\"><path fill=\"white\" fill-rule=\"evenodd\" d=\"M130 0H20L24 9L33 17L47 21L49 26L70 35L83 39H90L101 33H109L120 21L121 15L127 8ZM137 24L145 28V20L139 11L136 15ZM85 185L87 175L80 176ZM91 189L97 195H104L107 187L98 180H94ZM70 187L73 182L69 181ZM182 190H186L184 184L177 183ZM87 188V187H86ZM95 190V191H94ZM188 204L183 205L179 212L170 210L167 213L166 225L161 235L162 244L175 249L181 235L191 228L192 215ZM145 216V215H144ZM87 218V212L84 213ZM124 212L120 209L110 214L103 209L98 223L91 225V229H99L92 234V240L87 248L86 264H132L144 259L153 246L150 231H144L140 226L129 230L131 237L124 243L126 229L123 225ZM146 218V217H144ZM195 230L202 232L204 227L194 224ZM197 232V233H198ZM222 245H227L226 238L221 240ZM204 254L210 256L215 264H224L220 253L214 249L211 240L202 244ZM253 258L247 257L251 262Z\"/></svg>",
  "mask_w": 264,
  "mask_h": 264
}]
</instances>
